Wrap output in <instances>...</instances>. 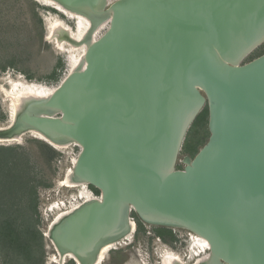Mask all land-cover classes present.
Returning a JSON list of instances; mask_svg holds the SVG:
<instances>
[{"label":"water","instance_id":"1","mask_svg":"<svg viewBox=\"0 0 264 264\" xmlns=\"http://www.w3.org/2000/svg\"><path fill=\"white\" fill-rule=\"evenodd\" d=\"M58 1L90 19L87 49L0 128L80 146L72 175L99 198L58 221L51 240L90 264L134 212L206 238L198 264H264V52L242 62L264 42V0ZM205 105L208 140L176 168Z\"/></svg>","mask_w":264,"mask_h":264},{"label":"rangeland","instance_id":"2","mask_svg":"<svg viewBox=\"0 0 264 264\" xmlns=\"http://www.w3.org/2000/svg\"><path fill=\"white\" fill-rule=\"evenodd\" d=\"M55 22H61L71 30L77 25L75 18L40 0H0V128L9 124V109L11 102L13 103L11 86L14 81H35L50 88L56 87L68 75L72 62L64 49L70 44L67 46L61 42L65 40H60L64 46V49H60L57 47V37H48V31ZM106 28L107 25H101L97 32L94 30L92 33L98 38ZM56 32L61 37L60 28ZM76 45L80 46L81 42ZM263 50L264 42L242 62L262 54ZM72 52L76 54L75 50ZM23 102V99L19 100V109ZM209 135L208 109L205 105L187 130L176 168L181 169L185 158H192L207 142ZM0 145L13 148L10 152H0V163L6 165L0 173V219H6L17 228L13 237L17 234L24 240L30 235V240L33 239L30 259L24 258L18 251H13L14 249H5L6 244L3 245L5 247L1 245L0 264H33L39 253L37 233L42 237L43 264H76L73 258L60 254L47 235L56 220L57 210L52 209V205L63 203L62 201L70 203L76 195L74 188L61 184L67 171L73 168V158L77 157L79 146L68 142L58 144L61 147L58 149L55 148L56 145L53 147L45 140L37 138L31 131L17 133L6 129L0 130ZM13 175L20 178L21 183L18 187L15 184V187H6L5 183ZM27 180L34 186L35 193H32L31 185H25ZM32 194L35 195L34 198ZM130 216L137 221L133 212ZM140 221L143 230L137 231L136 222L134 232L115 241L100 264H161L160 256L170 254V250L179 253L184 259L187 239L189 242L191 240L189 230L148 224L142 219ZM26 226L29 229L23 228ZM163 227L170 228L176 239L158 236L157 229Z\"/></svg>","mask_w":264,"mask_h":264},{"label":"bare ground","instance_id":"3","mask_svg":"<svg viewBox=\"0 0 264 264\" xmlns=\"http://www.w3.org/2000/svg\"><path fill=\"white\" fill-rule=\"evenodd\" d=\"M40 1H42L44 4H46L48 6H54L60 12H63L65 14H69L71 16V18H73V19L75 18V20H76L77 25L75 26L76 28H74V30H71L69 26H64V24H62L61 22H55L50 27V29L48 31V34H49L48 37L49 38L57 37V39L59 40V42H57L58 48L64 49V46L62 45L61 42H64V44L66 43L67 46L69 44L71 45V46L69 45L70 47L68 46L67 49H64V51L66 53H68L69 55L71 54L70 56L68 55V58L72 62L71 66H70V70H69V72H70L71 69L73 68V66L76 64V62L79 60V58L83 55V53L87 49V45L89 42L85 41V36L89 31H90L89 36H91L92 23L86 15H84L83 13H81V12H79L73 8H70L66 5H64L63 3H61L58 0H40ZM101 25L102 26L107 25V27H108L109 17L107 18V20L100 23L94 29L95 32L98 31V28ZM57 28H60L61 37H58V33L56 32ZM67 37L73 38V39L77 38L78 40H81V45L77 46L76 44L70 42L71 40H69ZM95 39H97V35L92 33V40H95ZM60 40H65V41L60 42ZM89 41H90V37H89ZM78 44H80V43H78ZM74 50L76 51V54H74L72 52ZM11 87H13L12 91H11V93L13 95L12 96L13 97V103L11 102V107L9 109V112H12V111L17 112V110H18L17 104L23 96L28 95V94H32V93L35 94L36 91H38V92L39 91L40 92L41 91H45V92L47 91L48 93H50L55 88V87L47 88V87L41 85L40 82H35V81H33V82L22 81L21 82V80L14 81L12 83ZM13 115L14 114L12 113L11 117H13ZM31 132H33L34 136H36L37 138H40L42 140L47 141L46 137L41 135L39 132H37L35 130H31ZM71 143L75 144L76 146H79V144H77L75 142L71 141ZM56 148L61 149V147L58 145H56ZM79 150H80V146H79ZM76 158L77 157L73 158V162H72L73 165L76 162ZM72 174H73V168H71L67 171V175H66V177L63 180L61 185H65L67 187L74 188L76 190V195L74 198H72L70 203H65V202L59 203V202H57L54 205H52V207H53L52 209L57 210V211L55 213V219L56 220L50 226V230L58 221L63 219L68 213L73 211L75 208H77L79 205H81L85 201H87L89 199H98L99 198V196H95L92 193L91 189L88 187V185L86 184V182L84 180H81L75 176L73 177ZM128 223H129V226H128L127 232L124 234L125 236H128L130 233L132 234L134 231V228L136 227L134 220L131 219L130 217L128 218ZM175 227H178V226H175ZM50 230H49V232H50ZM187 230H189L188 235H190L191 240L189 242V239H187L186 254L184 256L185 260L182 258V256L179 253L170 250L171 251L170 254L165 253V255L160 256V258L162 259L161 264H174V263L175 264H188V262H192V264H198L199 262L209 258L211 252L209 249V243H208L207 239L204 238L203 236H201L200 234H197V233L191 231L188 228H187ZM49 232H48V235L47 234L46 235H47V237H49L50 241L52 242V244H54L55 248L60 252V254H62V255L66 254L67 257L73 258L72 254H70L68 252L62 253L59 250V248L56 246L54 241L51 240V238L49 236ZM122 237H124V236H122ZM117 240H114V241L109 240V241L105 242L104 244H102V246L99 248V250L97 252V256H96L95 260L93 262H91L90 264H100L102 262L103 258L105 257L106 252L114 246V244L116 243L115 241H117ZM188 244H189V246H188Z\"/></svg>","mask_w":264,"mask_h":264},{"label":"trees","instance_id":"4","mask_svg":"<svg viewBox=\"0 0 264 264\" xmlns=\"http://www.w3.org/2000/svg\"><path fill=\"white\" fill-rule=\"evenodd\" d=\"M12 150H13L12 147L0 145V152H10ZM5 166L6 165L0 163V173H2L3 169H5ZM11 178L12 179H9L8 182L5 183L6 187L12 188L14 186V184L16 187H18V185L21 183V179L16 178L15 175L11 176ZM27 181H25V185H27V184L31 185L29 183V181L28 182ZM88 187L90 189H92L96 194L100 193V191L97 188H95L91 185H89ZM30 188H32V193H35L34 186L31 185ZM32 196H33V198L35 197L34 194H32ZM133 215L137 219V221H136L137 222V231L143 230L142 222L140 221V219L138 218L136 213L133 212ZM15 228L16 227L13 226L11 223H8L6 221V219H3V220L0 219V246L2 245V247H5L3 245L6 244L5 249H8V248H9L8 250L14 249L13 251H18L21 254V256L23 255L24 258L30 259L32 256V253H33V247L31 244L33 239L30 240V235H29V237H26L24 240L19 238L17 236V234L15 237H13L12 235L16 231ZM23 228L25 230L29 229L28 226L23 227ZM156 233L158 234V236H161L164 239H166V237H169L171 240L176 239V236L174 235V233L172 232V230L170 228H165V227L159 228V229H157ZM37 235H38V240H39V247L37 248V251L39 253H38V256H36V261L33 264H43V247L41 246L42 245V237H41L40 233H37ZM19 253H18V255H20ZM71 263H73V262H71Z\"/></svg>","mask_w":264,"mask_h":264},{"label":"built area","instance_id":"5","mask_svg":"<svg viewBox=\"0 0 264 264\" xmlns=\"http://www.w3.org/2000/svg\"><path fill=\"white\" fill-rule=\"evenodd\" d=\"M92 193L95 195V196H99V195H96L95 192L91 189ZM62 202H65V201H62Z\"/></svg>","mask_w":264,"mask_h":264}]
</instances>
